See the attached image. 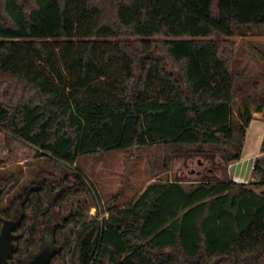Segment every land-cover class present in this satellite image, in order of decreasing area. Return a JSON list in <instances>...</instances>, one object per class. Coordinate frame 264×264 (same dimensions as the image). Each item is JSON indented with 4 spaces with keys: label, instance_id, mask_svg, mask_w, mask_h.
Here are the masks:
<instances>
[{
    "label": "trees",
    "instance_id": "1",
    "mask_svg": "<svg viewBox=\"0 0 264 264\" xmlns=\"http://www.w3.org/2000/svg\"><path fill=\"white\" fill-rule=\"evenodd\" d=\"M261 26L264 0H0V129L66 166L16 189L0 171L7 264L47 243L46 264H264V136L253 180L226 174L264 116V88L245 85L230 38ZM154 144L217 158L219 174L155 180L100 211L79 197V153Z\"/></svg>",
    "mask_w": 264,
    "mask_h": 264
},
{
    "label": "rangeland",
    "instance_id": "2",
    "mask_svg": "<svg viewBox=\"0 0 264 264\" xmlns=\"http://www.w3.org/2000/svg\"><path fill=\"white\" fill-rule=\"evenodd\" d=\"M230 39L233 43V64L235 69L244 74L245 85L249 90L264 88V26L253 28L245 36L234 35ZM229 110L233 111V106ZM229 110L226 111L227 114ZM253 115L243 138L241 159L238 160L243 162L230 170L228 165L226 167L228 177L233 173L249 177L251 173L248 182L254 178L251 165L255 158H252L256 154L255 157L263 154L259 151L264 136V116L259 112H254ZM175 118V115L168 113L162 123L168 127V122ZM170 152L169 145L158 144L132 148L114 147L79 153L75 163L69 168L75 167L85 175L90 193L79 197L86 196L89 201H94L99 211L108 204L120 205L132 201L145 186L155 180L182 177L187 179L185 186H190L204 175L219 174L215 165L217 158L213 162L203 157L171 156ZM37 155L32 147L0 129V171L5 176L11 171L17 174L19 179L14 189L20 183L27 182L34 174L38 175L35 176L37 179L40 178L38 173L43 171H46V175L52 173L59 177L66 167L47 156ZM248 187L257 193L263 190V187L251 184ZM5 198L4 195L0 203ZM95 213L96 208L91 207L89 214Z\"/></svg>",
    "mask_w": 264,
    "mask_h": 264
},
{
    "label": "water",
    "instance_id": "3",
    "mask_svg": "<svg viewBox=\"0 0 264 264\" xmlns=\"http://www.w3.org/2000/svg\"><path fill=\"white\" fill-rule=\"evenodd\" d=\"M13 226V221L5 220L0 228V264L8 263V258L14 249V234L12 232ZM52 251V246L49 243L45 244L41 251L34 256L29 264H46Z\"/></svg>",
    "mask_w": 264,
    "mask_h": 264
},
{
    "label": "built area",
    "instance_id": "4",
    "mask_svg": "<svg viewBox=\"0 0 264 264\" xmlns=\"http://www.w3.org/2000/svg\"><path fill=\"white\" fill-rule=\"evenodd\" d=\"M243 162V160L241 161H235L233 163H229L228 164V168L230 170L231 167L233 166H237L239 163ZM252 168H253V164L251 165V171H252ZM251 177V173H250V176L249 177H244V175H240L238 173H233L230 178L234 181V182H238V183H247L248 182V179Z\"/></svg>",
    "mask_w": 264,
    "mask_h": 264
},
{
    "label": "crops",
    "instance_id": "5",
    "mask_svg": "<svg viewBox=\"0 0 264 264\" xmlns=\"http://www.w3.org/2000/svg\"><path fill=\"white\" fill-rule=\"evenodd\" d=\"M255 156H257V154L255 155ZM255 156L252 158V160L255 158ZM239 170V169H238ZM238 172V171H237Z\"/></svg>",
    "mask_w": 264,
    "mask_h": 264
},
{
    "label": "flooded vegetation",
    "instance_id": "6",
    "mask_svg": "<svg viewBox=\"0 0 264 264\" xmlns=\"http://www.w3.org/2000/svg\"><path fill=\"white\" fill-rule=\"evenodd\" d=\"M33 258H34V257H33ZM33 258H32V259H33ZM32 259H31V260H32ZM31 260H30V261H31ZM30 261H29V263H30ZM47 262H48V261H47ZM29 263H28V264H29Z\"/></svg>",
    "mask_w": 264,
    "mask_h": 264
}]
</instances>
